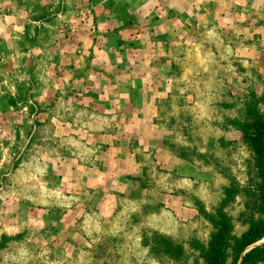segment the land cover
I'll use <instances>...</instances> for the list:
<instances>
[{"label": "rangeland", "instance_id": "rangeland-1", "mask_svg": "<svg viewBox=\"0 0 264 264\" xmlns=\"http://www.w3.org/2000/svg\"><path fill=\"white\" fill-rule=\"evenodd\" d=\"M229 1L0 0V264H205L210 214L264 218L238 128L251 95L264 116V0ZM96 154L82 190L52 170Z\"/></svg>", "mask_w": 264, "mask_h": 264}, {"label": "trees", "instance_id": "trees-1", "mask_svg": "<svg viewBox=\"0 0 264 264\" xmlns=\"http://www.w3.org/2000/svg\"><path fill=\"white\" fill-rule=\"evenodd\" d=\"M259 101L260 99L255 95H251L250 99L246 101L245 119L238 122V128L254 152L258 166L263 172L264 179V116L259 110ZM259 189L262 211L264 213V181ZM208 219L213 227V231L208 242L199 246L205 264H227L226 259L229 247L236 253L235 260L233 261V264H236L242 251L264 236V218L252 224L238 238L232 236L230 220L221 209L210 214ZM259 261L264 262V243L246 251L238 264H256Z\"/></svg>", "mask_w": 264, "mask_h": 264}, {"label": "crops", "instance_id": "crops-1", "mask_svg": "<svg viewBox=\"0 0 264 264\" xmlns=\"http://www.w3.org/2000/svg\"><path fill=\"white\" fill-rule=\"evenodd\" d=\"M229 0H226V6H230L228 3ZM93 99V98H92ZM88 103H93L90 100H87ZM77 104H82L83 98L78 97L76 99ZM69 123V122H68ZM129 125V124H128ZM89 136L92 137L90 142H105V146L109 149H114L118 147V144H111L108 146V142L110 141V138H113L115 134V130H107L106 132L98 133L96 131L94 132H88ZM102 151V150H101ZM68 159V161H67ZM60 160V159H59ZM113 160V159H112ZM117 159H114L116 161ZM107 163V159H104V155L99 157L98 154L93 156L92 163L87 164L83 158L76 157V156H69L68 158H65L64 161L61 162L59 166H56V161H54L52 170L54 172H58V170H61V172H58L62 177L60 181H63V184H68L74 188V191L77 189H84L85 187H82V184H88V183H96V181L100 180V173L102 171V166H105ZM65 182V183H64ZM90 186V185H89Z\"/></svg>", "mask_w": 264, "mask_h": 264}]
</instances>
